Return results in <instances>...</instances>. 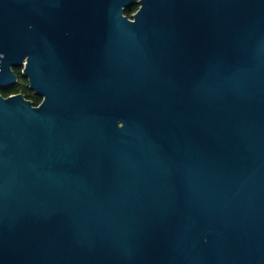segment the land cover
<instances>
[{"label":"water","instance_id":"obj_1","mask_svg":"<svg viewBox=\"0 0 264 264\" xmlns=\"http://www.w3.org/2000/svg\"><path fill=\"white\" fill-rule=\"evenodd\" d=\"M22 64L0 264H264V0H0Z\"/></svg>","mask_w":264,"mask_h":264},{"label":"flooded vegetation","instance_id":"obj_2","mask_svg":"<svg viewBox=\"0 0 264 264\" xmlns=\"http://www.w3.org/2000/svg\"><path fill=\"white\" fill-rule=\"evenodd\" d=\"M138 6V5H137ZM11 70L15 75L14 82L8 86L0 87V94L3 97L21 93L28 100H32L33 105H38L41 102V96L35 94L33 89L29 86L28 78L24 75V65L11 66ZM38 100L36 101V98ZM36 102V103H34Z\"/></svg>","mask_w":264,"mask_h":264},{"label":"trees","instance_id":"obj_3","mask_svg":"<svg viewBox=\"0 0 264 264\" xmlns=\"http://www.w3.org/2000/svg\"><path fill=\"white\" fill-rule=\"evenodd\" d=\"M137 8V5H134L132 6L131 8H128L126 11H124V13L127 15V16H131V14L136 10ZM36 98V101L38 100V97H35ZM36 103V102H34Z\"/></svg>","mask_w":264,"mask_h":264}]
</instances>
